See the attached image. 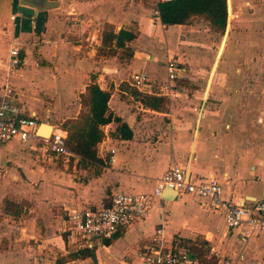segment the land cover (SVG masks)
<instances>
[{"label": "crops", "instance_id": "crops-1", "mask_svg": "<svg viewBox=\"0 0 264 264\" xmlns=\"http://www.w3.org/2000/svg\"><path fill=\"white\" fill-rule=\"evenodd\" d=\"M34 1L0 0V88L9 83L27 115L63 127L78 119L83 110L80 97L94 83L110 95L106 114L111 120L99 127L103 137L95 161L70 152L65 159L55 158L33 142L0 146V264H142L134 254L159 228L166 248L181 243L190 250L187 241L193 242L205 251L203 259L209 264H264V232L243 240L242 232L228 230L208 203L169 189L147 218L86 256L69 246L63 232L69 212L108 206L120 192L151 193L162 174L175 165L186 168L192 178H215L225 199L248 208L259 202L264 97L256 94L251 99L249 93H260L261 87L247 91L242 83L216 88L214 81L220 64L218 74L226 84L234 79L243 82L245 74L261 75L264 0H226L223 35L227 39L235 30L238 49L227 59L223 40L219 65L209 88L208 83L204 86L199 106L174 87L177 78L168 81L166 72L167 61L178 55L177 44L192 37L187 34H193L197 20L165 26L152 18L153 0H44L56 5L45 11L34 9ZM121 29L135 35L125 44L131 58L121 49L102 55L107 50L103 35ZM12 49L19 50L22 64L9 72ZM226 63L243 67L232 73L226 71ZM134 73L144 74L152 86V93L138 91L142 97L162 98L169 104L159 111L144 105L129 82ZM213 92L226 96L227 102L208 104ZM231 95L236 99L231 101ZM123 125L127 137L121 136ZM7 203L16 207L13 214H6Z\"/></svg>", "mask_w": 264, "mask_h": 264}, {"label": "built area", "instance_id": "built-area-1", "mask_svg": "<svg viewBox=\"0 0 264 264\" xmlns=\"http://www.w3.org/2000/svg\"><path fill=\"white\" fill-rule=\"evenodd\" d=\"M174 0H153L152 18L159 19L158 4ZM14 20V17H11ZM18 49H12L8 67H20ZM168 81H174L185 72L178 63L168 60L166 64ZM130 85L141 93H152V87L144 74L134 73L129 77ZM169 85L163 87L167 90ZM156 94V93H154ZM45 125L33 115H27L14 98L9 83L0 88V146L16 141L21 144L33 142L55 158H67L70 153L66 147L67 132L60 124L50 125L48 137L41 135ZM49 126V125H48ZM263 196L251 208L238 201L225 199L223 188L213 177L192 178L186 168L178 165L170 167L157 180L151 193L115 194L108 206L96 209H75L67 214L63 232L67 243L74 250L89 249L111 242L115 235L132 223L144 220L152 212L157 201L161 203L162 192L166 189L178 195H192L208 203L223 218L228 230H240L243 240L264 232V181ZM135 258L142 264H202L190 250L181 243L166 248L162 228L156 229L145 247L135 252ZM219 264H234L222 262Z\"/></svg>", "mask_w": 264, "mask_h": 264}, {"label": "trees", "instance_id": "trees-1", "mask_svg": "<svg viewBox=\"0 0 264 264\" xmlns=\"http://www.w3.org/2000/svg\"><path fill=\"white\" fill-rule=\"evenodd\" d=\"M228 5L230 9V3ZM158 11L160 22L165 26L187 25L194 18H203L215 32L224 33L225 31L227 22L226 0H174L171 3H159ZM134 39L135 35L123 29L117 34L106 33L103 35L102 45L107 50L101 51V53L102 55H115L117 50L121 49L124 51L125 57L131 58L125 44ZM134 94L141 98L144 105L153 110L159 111L164 107L165 99L154 96L142 97L137 90H134ZM109 97L110 95L100 90L96 84L89 85L86 93L80 97L83 110L78 119L64 123L63 128L67 131L66 147L68 151L84 161L96 160V146L103 137L99 127L106 125L111 120L110 115L106 114ZM125 131L126 127L121 126L122 137H127ZM6 207L8 208L6 214H13L16 210V207L14 208L11 203H7ZM118 235L119 233L114 236L113 240ZM64 238H66V234H64ZM187 243L194 257L202 264H209V261L203 259L205 251L201 247L197 248L193 242L187 241ZM89 251V249H79L76 252L86 256Z\"/></svg>", "mask_w": 264, "mask_h": 264}, {"label": "rangeland", "instance_id": "rangeland-1", "mask_svg": "<svg viewBox=\"0 0 264 264\" xmlns=\"http://www.w3.org/2000/svg\"><path fill=\"white\" fill-rule=\"evenodd\" d=\"M195 20H197L196 29H192L193 34L191 33L187 34L188 37L190 36L192 37H190V39H188L186 43L177 44L179 47V49L177 50L178 55L177 56L172 55L170 60L175 61L176 63H179L180 67L185 69V72L181 74L180 77L174 81L173 83L174 87H176L177 89L181 91L184 90L185 93L189 95V98L192 97V100L194 99V102L196 103V105L199 106L201 102L202 93H203V99H204V95H205L204 86L206 88L205 84L208 83L210 73H212L213 71V75H214L219 65V60H220L219 50L221 48L223 40L225 39V42L227 41L226 43L228 45L226 48L227 53L225 55L227 59L228 57H234L236 55L238 48L234 46L235 45L234 39L236 38L235 30H233L231 37L229 34V36L226 39L225 35H223L225 34V32L224 33L215 32L203 18H195L192 21H195ZM189 24H193V22H190ZM206 24L208 25V28L206 27ZM261 40L264 42V36L261 37ZM179 56H181L182 58V60L180 61L177 58ZM223 60L221 61L223 62ZM161 66L163 65L159 64L160 69L158 72H159V75L163 78L165 77V71L163 70ZM226 66H227L226 71L232 72V73L236 72L238 68L243 67V65L241 64L236 65L235 63H228V64L226 63ZM220 71H221V64H220V69H218V73H220ZM243 71H246V70L243 69ZM260 71H261V75L259 76V78L257 77V73H255L256 76L252 74L251 75L245 74L246 78L243 80V82L239 80V84L236 79L229 80L228 84H226V80H223L222 76L217 73L215 81H214V87L221 88V87L226 86L227 88L229 87L237 88V87H240V84L243 83L244 87H246V90L247 89L252 90L254 88V85L255 87H258L260 85L261 87L260 93L250 92L249 94L251 93L253 94V96L250 95V98L253 99L256 94H259L261 97H264L262 96L264 95V75H262L264 71L263 66ZM200 78L201 80H198ZM234 78H236V75L234 76ZM162 83H164L165 85L166 81ZM203 89H204V92H203ZM210 95L211 96L208 98V101H207L208 104H212V103L221 104L222 102L225 103V101L227 102L228 100L226 99V96H223L222 98L216 97L214 92L213 94L210 93ZM259 95H257V97H259ZM175 99H178V98H175ZM230 99L232 101V99H236V98H234V96L231 95ZM165 103L167 105L169 104V101L165 100Z\"/></svg>", "mask_w": 264, "mask_h": 264}, {"label": "water", "instance_id": "water-1", "mask_svg": "<svg viewBox=\"0 0 264 264\" xmlns=\"http://www.w3.org/2000/svg\"><path fill=\"white\" fill-rule=\"evenodd\" d=\"M34 2H35L34 9H37L39 11H45V10L51 9L53 7H56V5H54L55 3H45L44 0H35ZM212 76H213V71H212V73H210V77L208 79L207 89L209 88L210 82L212 80ZM45 127L50 128V126H48V125H45ZM49 134H50V132H49ZM49 134H48V136H49ZM41 135L48 137L47 135H45L43 133H41Z\"/></svg>", "mask_w": 264, "mask_h": 264}, {"label": "bare ground", "instance_id": "bare-ground-1", "mask_svg": "<svg viewBox=\"0 0 264 264\" xmlns=\"http://www.w3.org/2000/svg\"><path fill=\"white\" fill-rule=\"evenodd\" d=\"M49 132H50V128L44 127L41 133H43V134L48 136Z\"/></svg>", "mask_w": 264, "mask_h": 264}]
</instances>
